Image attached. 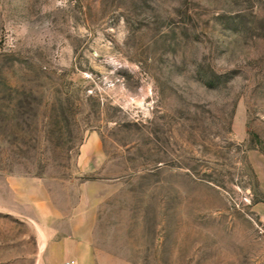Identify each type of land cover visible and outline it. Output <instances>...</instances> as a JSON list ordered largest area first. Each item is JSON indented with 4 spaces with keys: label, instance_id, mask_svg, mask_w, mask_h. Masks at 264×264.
I'll list each match as a JSON object with an SVG mask.
<instances>
[{
    "label": "rangeland",
    "instance_id": "obj_1",
    "mask_svg": "<svg viewBox=\"0 0 264 264\" xmlns=\"http://www.w3.org/2000/svg\"><path fill=\"white\" fill-rule=\"evenodd\" d=\"M264 264V0H0V264Z\"/></svg>",
    "mask_w": 264,
    "mask_h": 264
},
{
    "label": "crops",
    "instance_id": "obj_2",
    "mask_svg": "<svg viewBox=\"0 0 264 264\" xmlns=\"http://www.w3.org/2000/svg\"><path fill=\"white\" fill-rule=\"evenodd\" d=\"M73 249L74 250H72L69 257L65 258V261L67 259H73L74 264H92V261L89 260L88 251H86V249H84L83 246H78V247L73 248ZM48 262L49 261H47V260H41V261H38V264H50ZM65 263H63V264H65Z\"/></svg>",
    "mask_w": 264,
    "mask_h": 264
},
{
    "label": "built area",
    "instance_id": "obj_3",
    "mask_svg": "<svg viewBox=\"0 0 264 264\" xmlns=\"http://www.w3.org/2000/svg\"><path fill=\"white\" fill-rule=\"evenodd\" d=\"M65 264H74V261L66 262Z\"/></svg>",
    "mask_w": 264,
    "mask_h": 264
}]
</instances>
